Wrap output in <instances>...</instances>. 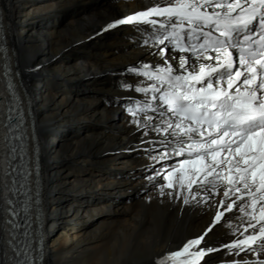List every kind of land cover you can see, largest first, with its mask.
Instances as JSON below:
<instances>
[{
	"label": "bare ground",
	"instance_id": "obj_1",
	"mask_svg": "<svg viewBox=\"0 0 264 264\" xmlns=\"http://www.w3.org/2000/svg\"><path fill=\"white\" fill-rule=\"evenodd\" d=\"M35 2L0 0V7L6 59L30 110L28 134L39 150L42 264H156L210 224L222 196H211L212 207L198 205L185 190L180 191L189 204L183 196H160L147 177L155 175V167L178 159L153 162L145 151L152 146L147 141L160 137L152 131L142 136L123 114L125 99H145L132 87L142 85L140 78L127 75L125 66L139 61L135 64L156 66L163 60L157 48L145 43L151 44L150 28L107 25L162 0ZM167 54L170 62H178L179 53L168 48ZM6 59L0 54V264H15L5 223L6 199L11 198L4 126L9 99L1 69ZM126 147L135 148L134 153L121 152ZM144 184H150L146 192L137 194ZM240 215L238 209L227 213L208 233L203 246L220 251L201 264L258 258L243 252L229 256L221 248L246 227Z\"/></svg>",
	"mask_w": 264,
	"mask_h": 264
},
{
	"label": "snow or ice",
	"instance_id": "obj_2",
	"mask_svg": "<svg viewBox=\"0 0 264 264\" xmlns=\"http://www.w3.org/2000/svg\"><path fill=\"white\" fill-rule=\"evenodd\" d=\"M162 4L107 25L151 26V44L145 43L157 48L163 60L162 65L127 69L148 81L135 87L145 99L130 103L129 123L142 136L152 131L160 137L147 141L159 145L145 149L153 162L179 158L168 167L161 164L147 177L160 196H183V203L189 204L188 195L180 191L185 190L198 205L210 207L215 206L211 196L220 192L222 196L203 233L158 257L156 264H201L205 256L220 251L203 242L213 226L226 219L225 213L235 209L246 227L239 232L242 238L222 243L221 248L229 256L243 252L258 258L224 264H264V0H162ZM169 47L180 53L176 64L168 58ZM193 185L198 190L193 191ZM231 234L236 236L235 231Z\"/></svg>",
	"mask_w": 264,
	"mask_h": 264
},
{
	"label": "rangeland",
	"instance_id": "obj_3",
	"mask_svg": "<svg viewBox=\"0 0 264 264\" xmlns=\"http://www.w3.org/2000/svg\"><path fill=\"white\" fill-rule=\"evenodd\" d=\"M35 1V0H34ZM47 0H36V2L34 3V4H36V5H38V6H40V5H42V4H44L45 2H46ZM100 1H105V2H109V1H114V0H100ZM100 2H98V4H99ZM97 5V4H96ZM98 31V30H97ZM94 36H96V35H94ZM98 36V35H97ZM71 59V57H69V60ZM142 61H139V62H134V63H130V64H135V63H141ZM130 64H127V65H130ZM126 65V66H127ZM138 65V64H137ZM71 84H72V82H71ZM81 85V84H80ZM92 93V92H91ZM93 95H90V96H94L95 94H98V93H92ZM103 96V95H102ZM101 100H102V98H99V100H98V102H100L101 103ZM123 114L124 115H127L125 112H124V110H123ZM87 121L88 122H90L88 119H87ZM94 123V122H93ZM86 125V124H85ZM157 145H152V146H150V147H156ZM132 147V146H131ZM150 147H148V148H150ZM133 150V151H132ZM134 150H135V148H130V147H126L125 149H124V151H121V152H124V153H129V151H130V153H134ZM162 150V149H161ZM155 168H157L158 169V167H155ZM154 168V169H155ZM101 170H104V166L103 165H101V168H100ZM147 169L148 170H150V169H152V167H149V166H147ZM150 184H144L142 187H138V189L136 190V192H137V194H144L145 192H146V190L148 189V186H149ZM196 185H194V187H195ZM152 190L153 189H150L149 191H151L152 192ZM148 191V192H149ZM239 203V202H238ZM219 208V207H218ZM214 263L216 262V260L214 259V260H212Z\"/></svg>",
	"mask_w": 264,
	"mask_h": 264
}]
</instances>
